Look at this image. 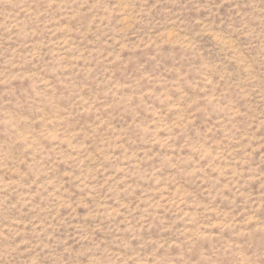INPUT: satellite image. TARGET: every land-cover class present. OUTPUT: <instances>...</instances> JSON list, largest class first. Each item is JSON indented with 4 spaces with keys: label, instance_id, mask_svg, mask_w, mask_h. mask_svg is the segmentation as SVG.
<instances>
[{
    "label": "rangeland",
    "instance_id": "1",
    "mask_svg": "<svg viewBox=\"0 0 264 264\" xmlns=\"http://www.w3.org/2000/svg\"><path fill=\"white\" fill-rule=\"evenodd\" d=\"M0 264H264V0H0Z\"/></svg>",
    "mask_w": 264,
    "mask_h": 264
}]
</instances>
